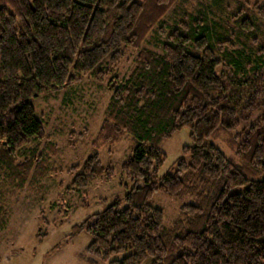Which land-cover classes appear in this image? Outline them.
Masks as SVG:
<instances>
[{"label":"trees","instance_id":"16d2710c","mask_svg":"<svg viewBox=\"0 0 264 264\" xmlns=\"http://www.w3.org/2000/svg\"><path fill=\"white\" fill-rule=\"evenodd\" d=\"M187 1L0 0V173L8 190L48 175L46 159L28 148L32 139L51 144L32 100L86 76L107 82L112 97L93 153L67 169L66 191L86 195L98 180L112 183L118 173L100 151L131 140L120 173L133 187L72 230V239L91 238L81 255L89 263L264 264V70L240 67L232 34ZM238 14V30L254 37L264 0ZM153 33L160 54L143 49ZM129 50L138 55L120 82ZM187 128L192 145L160 178L161 144ZM158 193L193 202L167 226L153 206ZM8 217L0 207V232Z\"/></svg>","mask_w":264,"mask_h":264},{"label":"rangeland","instance_id":"374dc122","mask_svg":"<svg viewBox=\"0 0 264 264\" xmlns=\"http://www.w3.org/2000/svg\"><path fill=\"white\" fill-rule=\"evenodd\" d=\"M258 1L262 0H238V4L221 2L220 7L215 8L207 0L194 3L198 10L207 14L211 24L217 26L218 32L232 34L229 40L238 53L239 66H246L251 72L255 68L264 70V20L255 18L254 23L259 28L254 37H249L238 30L236 18L240 5L252 7ZM174 20L173 14L166 19L168 23ZM161 43L160 37L153 33L143 49L160 54ZM137 55L138 52L133 50L126 52V58L116 72L120 82L131 75ZM111 97L107 82L100 83L86 76L61 92L32 100L36 117L43 123L51 144H39L32 139L28 148L38 149V156L46 159L48 175L37 182H29L23 190L10 191L4 173H0V207L9 214L6 227L0 232V264H105L82 260L81 255L91 238L82 235L72 239L71 234L75 226L103 212L133 187V183L120 173L121 166L131 155V140L126 137L119 144L100 151L103 165L118 173L112 183L98 180L86 195L68 193L66 185L71 180L67 169L82 166L93 153L92 144L98 137ZM190 134L191 129H184L161 144L160 150L166 154L167 162L160 171V178L174 173L182 149L192 145ZM217 146L228 157H234L224 140L217 142ZM192 202L188 197L175 199L158 193L153 206L164 211L169 226L179 216L181 207Z\"/></svg>","mask_w":264,"mask_h":264}]
</instances>
